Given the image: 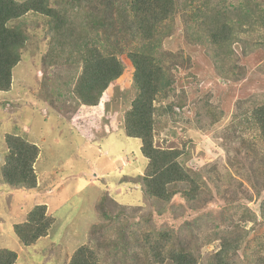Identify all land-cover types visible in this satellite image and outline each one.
<instances>
[{"label":"rangeland","instance_id":"obj_1","mask_svg":"<svg viewBox=\"0 0 264 264\" xmlns=\"http://www.w3.org/2000/svg\"><path fill=\"white\" fill-rule=\"evenodd\" d=\"M241 1L178 0L191 8L185 17L177 13L161 38V63L173 83L168 96L154 102L153 146L178 150L177 161L196 175L198 194L191 201L179 192L160 202L145 196L139 184L146 162L140 141L123 139V115L135 95L126 57L130 45L122 42L123 73L104 102L83 107L72 92L82 64H69L68 53L55 54L57 48L53 55V23L38 13L12 22L26 34L10 89L0 91V248L16 253L14 264H68L80 246L99 245V264H146L143 238L150 230H172L183 246L195 248L196 264H212L206 257L219 250L220 241L204 243L201 235L215 229L242 239L235 264L264 261V143L255 129L239 125L251 110L245 101L264 98V35L242 32L236 12ZM49 3L56 7L55 0ZM225 7H231L239 40L213 53L204 43L207 32L197 25L207 20L193 17ZM199 35L201 43L193 39ZM220 63L236 67L238 77H223L216 69ZM207 107L221 113L218 121L212 122ZM8 135L38 150L31 164L34 188L3 179ZM39 204L53 223L45 237L24 246L12 227Z\"/></svg>","mask_w":264,"mask_h":264},{"label":"trees","instance_id":"obj_2","mask_svg":"<svg viewBox=\"0 0 264 264\" xmlns=\"http://www.w3.org/2000/svg\"><path fill=\"white\" fill-rule=\"evenodd\" d=\"M59 1L55 0L54 7L49 0H0V91L10 89L11 71L19 63L21 49L26 42L22 25H12V22L28 13H38L48 18L50 24L53 23L50 37L53 55L57 48L55 54L68 53L69 64H82L72 92L83 107H94L100 101L104 102L108 87L123 73L118 58L124 51L122 42L129 44L126 57L132 67L135 95L130 108L124 112L123 128L126 137L140 141L139 151L146 160L139 184L145 196L160 202H170L179 192L186 200H193L198 194L196 175L177 161L180 155L178 150L155 148L152 138L154 102L166 98L173 83L161 63L160 57H165L160 50L161 38L168 33V22L177 13L185 17L191 5H180L178 0ZM237 7L242 32L245 35L263 32L264 35V0H242ZM231 15V7H225L221 11L211 10L208 14L193 17V20L203 17L207 20L197 25L207 32L204 43L214 47L211 48L213 53L218 48L228 50L233 41L239 40ZM262 36L258 35L259 39ZM193 39L202 42L200 35ZM225 55L229 57L228 53ZM213 58L216 63L217 58ZM220 64H216V69L223 77H238L236 67ZM245 102L251 110L244 112L240 118L242 124L239 125L255 129L264 143V98H249ZM172 108V104L167 107L169 111ZM206 113L212 122L221 117V113H215L210 107H207ZM5 141L9 146V155L2 170L4 181L13 187L34 188L35 176L31 164L38 154L37 148L10 135ZM100 215L108 216L104 211ZM52 223V218L46 214V206L39 204L27 213L24 222L13 225L12 230L22 245L29 246L45 237ZM97 229L94 228V231ZM234 234L226 229L203 231L201 238L204 243L210 241L211 237L220 241L219 250L206 260L212 261V264H235L236 251L242 239ZM143 240L147 245L146 264L197 262L195 248L183 246L172 230H150L144 233ZM100 252V245L94 249L80 246L68 264H99ZM16 258L13 250L0 248V264H14ZM257 264H264V261L259 260Z\"/></svg>","mask_w":264,"mask_h":264},{"label":"crops","instance_id":"obj_3","mask_svg":"<svg viewBox=\"0 0 264 264\" xmlns=\"http://www.w3.org/2000/svg\"><path fill=\"white\" fill-rule=\"evenodd\" d=\"M125 137H126V136L124 135V132H123V139H127V137H126V138H125ZM120 139H122V138H120ZM114 144H116L115 141L112 142V146H113V147H114ZM126 144H129V143H126ZM114 148H115V147H114ZM138 148H139V146H138ZM104 154H106L107 156H109L107 153H104ZM135 159H136V158H135ZM111 160H112V159L110 158L109 163H111V162H110ZM112 161H113V160H112ZM137 161H138V160H137ZM131 164H132V163H131ZM110 165H113V163H111ZM113 166H114V165H113ZM127 167H128V166H127ZM130 167H131V166H129L128 168L130 169ZM133 167L135 168V166H133ZM128 168H127V169H128Z\"/></svg>","mask_w":264,"mask_h":264},{"label":"clouds","instance_id":"obj_4","mask_svg":"<svg viewBox=\"0 0 264 264\" xmlns=\"http://www.w3.org/2000/svg\"><path fill=\"white\" fill-rule=\"evenodd\" d=\"M123 131H124V129H123ZM125 135V134H124ZM128 138V137H127ZM133 139V138H132ZM138 140V139H137ZM139 147H140V145H139ZM141 155V154H140ZM93 170H95V169H93ZM95 181V180H94Z\"/></svg>","mask_w":264,"mask_h":264}]
</instances>
